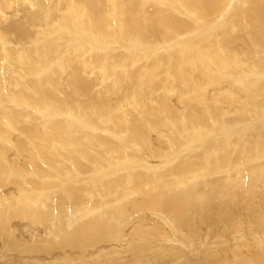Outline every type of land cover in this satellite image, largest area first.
I'll use <instances>...</instances> for the list:
<instances>
[{
  "label": "bare ground",
  "instance_id": "6f19581e",
  "mask_svg": "<svg viewBox=\"0 0 264 264\" xmlns=\"http://www.w3.org/2000/svg\"><path fill=\"white\" fill-rule=\"evenodd\" d=\"M162 1L164 3L169 1L172 3L170 4L171 6H180L184 10L192 13V16H196L198 21L211 24L231 7V4H233L234 0H0V75H2V77L0 76V79H3V77L6 78L5 75L10 74L12 69L17 71L20 70V73L17 77V82L19 81L18 83L24 84L23 82L27 83L29 81L32 87L36 90L27 87V91H39L41 95L43 94L48 96L49 99H52L56 92L55 86L52 88V90H54L50 91V89L44 88L45 83H35L33 80H27L26 77H23L24 73L26 74V69L30 71L31 69L29 70V68L32 66L30 63L26 64V62H30L32 59V54H34L40 59V61H42V64H48L51 61L48 60L50 54H62V52L67 49V45L70 44L68 43L64 49L63 42L65 39H70V42L73 44V41H71L73 34L77 32L79 33L80 31L91 37L94 43L91 45L88 43H80V49H82V51H80L78 48L79 45H77L76 48H78L80 51L77 56L71 53L74 50L76 51V48H70L69 53L63 57L64 61H62V65H65L64 67L66 71L70 67H72L71 69H74V77H72V81L74 82L75 87L79 89V84L83 83L82 89L83 92H86V90H88V84L87 82H84L85 80L79 76V71L86 66L89 69H92L91 65H89L91 62L90 59L92 58V61L97 58L99 59L100 54L95 50H97V47L102 43H116L118 40L131 44L140 42L152 43V40H157L158 38L159 41L166 40L167 42L170 37H173L177 34L184 35L195 30L194 23L190 18L186 16L184 17V12L180 11V13H176L174 7H170V5H167L166 7V5L162 4ZM245 2L247 3L246 7L239 5L235 9L233 8L234 10L232 9V17H238L236 20L231 22V24H234L235 26L234 31L227 29L229 25L224 26V30H222L223 27L219 24L217 28L219 31H217V33H215L216 31H211L209 34L204 35V37L202 36L201 40H203V38H205L203 41L207 40L205 41L206 44H204L206 56L208 57L210 55L212 58H214L217 66L227 69L224 71L230 70L233 73L234 69L236 68H244L248 71L254 69V71L258 72L259 75L262 74L263 76L261 79H264V0H245ZM239 11L242 12L240 16ZM29 23H35V26H33L34 28L31 27L32 25ZM21 26L25 29L23 28V30H21ZM220 26L222 28H219ZM27 27H29L28 30ZM9 28L11 31H9ZM63 29L67 32L69 31L66 35L67 38L64 36L65 33ZM15 30H18L19 32H15ZM191 35L193 34L191 33ZM2 37H6L9 42H3ZM189 41L192 40H188V42ZM192 43L194 42L192 41ZM7 44L9 45L7 46ZM72 44L68 45V48L72 47ZM200 44L201 43H199V47H201ZM149 48L147 50L151 51V47ZM98 51L105 53L104 48ZM118 51L120 52L122 50ZM142 52L141 58L142 55L144 58H146L144 56L145 54H142ZM170 52L172 55V51ZM151 53L153 55H157L154 52ZM111 54L107 53L105 55L104 62H107V71L113 67L111 64V58L114 55ZM3 56L5 57V61L6 56L9 58V62L7 64L1 62ZM22 56L24 58H21ZM190 56L192 57V55ZM147 57H149L148 54ZM169 57L171 56L168 55V58ZM216 58H218V61ZM161 62L163 63L164 61ZM94 64H96V62H94L92 65ZM178 68L174 67L173 69L175 71L173 73L178 74L180 72ZM195 70L192 73H195ZM90 72L91 70H89V73ZM181 73L183 76L190 75L187 71ZM187 78H189V76ZM42 80L44 81V79ZM257 81H260V77H252L251 79L242 82L241 85H238V87L235 88H249V85L252 84L253 87L251 86V89H245L249 91L245 95L249 96L252 94V92H254L256 87H264V80L261 82ZM53 82L54 79L52 83ZM3 84L4 81L2 84L0 83V88L3 86ZM8 84L12 85L13 88L18 86V84L15 82H12V84L8 82ZM181 84L183 83L180 82L179 77L172 78V89H182L183 86ZM191 85L192 84H190V86ZM4 88L6 89V87ZM43 88L49 90V92L47 93V91L43 90ZM177 92L179 95V91H176V94ZM13 93V91H10V93L7 92L6 94L0 93V100L3 101L0 103V106H3V109L6 113H10L9 109H12V106L10 105L11 102H6V98H8L9 95L11 96ZM32 95L34 98L31 96L29 97V95L27 96V94L25 95V93L22 94L21 97H24V100L30 99V102L33 100L32 102H34L35 106L42 102V99L38 98L36 93H33ZM125 95L127 94L125 93ZM16 97L17 96L15 95V98ZM216 97L220 96L217 95ZM258 98L257 107L251 109L249 108V105H244V112L235 119H238L237 121H242L245 119H251L252 117L254 118V116L256 117L257 115L255 113L261 112L260 108L264 107V100L261 98V96ZM99 99V97L90 95L83 102H81L79 98L69 99L68 97L46 101H49L48 105L52 109L56 110L59 106H61L65 109H61L64 112L70 109L72 113L78 115L80 118H76V121L79 129L80 127L78 123H89L90 125V121L92 120H96L94 124H91L95 127H103L104 125H108L109 121L119 124V122H115L117 117H120L119 114H116V111L120 110V108L117 107L119 105L115 106L117 107L116 110L112 109L110 105H108L106 108H99ZM163 100L164 99H162V101ZM184 100L186 101L187 99L184 98ZM29 101L28 103L30 104ZM135 101L138 102V100ZM167 102L168 101H165V103ZM207 103L209 102H206V104ZM136 105L140 108L139 102ZM150 106L152 105L150 104ZM174 106L176 107V105ZM110 107L114 111H111L110 109L108 110ZM4 111L0 112V116L4 115ZM158 111L159 110H157V112ZM95 112H100L103 114L102 118H90ZM210 112H212L213 116L217 115L215 108H212L211 105ZM150 114L152 113L150 112ZM182 114L185 113L182 112ZM174 115L177 116V111L174 113ZM187 116L188 122L193 125L198 124V127L201 126V128H208L209 125H211L208 123L209 120L205 115L194 116L188 112ZM178 117L181 118L180 115ZM161 118L163 117L161 116ZM102 119H106V123L104 121L102 122ZM127 119L129 120H126L124 124L120 126L121 130L123 131H120V133L116 132L113 137H120L124 133H133V135H136L137 137L146 134V130H144L145 127L138 119L132 116L131 118ZM3 120H0L1 125ZM15 121V126L18 130L22 131L24 129L26 131V133L23 135L24 137L26 136L25 134L28 136L29 132H32V125L35 126V129L37 128V125L39 126V131L43 133L37 132V138L40 137L38 142L34 143L32 142L33 139L30 140L29 144L35 145V147L28 148L31 150L39 149L40 151H43L40 148V144L43 145L42 148H45V139L43 137H45L47 133L53 132V135L55 134L57 138H60L62 133L61 131L64 128L65 122H67L66 119L50 121L44 120L42 118L37 121L35 118H31L29 121H27L24 116H21V118L16 119ZM26 121L28 122L27 125L25 124ZM226 121L229 123L231 119ZM155 123L158 124V121ZM77 129L75 127L73 130L75 133L71 132L72 138L69 142L65 137L61 140H57L58 144L54 147V149L45 148L46 150L43 152H46L52 157L44 155V161L50 163H48V165L43 161V164L47 165L48 168L43 164V166L38 165L39 171L42 173H48L51 169L50 166L54 168L59 167L58 171H61L62 173L65 172L67 168L70 170L69 165L56 160V151L65 153V151L58 147L62 146L63 143H70L72 141V144L76 148L82 150L83 145H81V135L84 133V135L87 136L84 139V142L87 143L88 140L91 139L90 136L93 134H98L95 133V128L94 130L83 131L81 127L79 132L75 131ZM3 132H6V129ZM100 132L101 133H99L95 139H101L103 141V144L101 145L104 146H102L104 153H106L108 149H115L116 147L113 143L118 142L109 138L107 130H100ZM19 133L22 132L19 131ZM14 135L16 134L14 133ZM17 135L19 134L17 133ZM19 136L18 138L21 139L22 136ZM28 137H30V135ZM26 138H24V140ZM146 138L147 137H143L139 140L145 142ZM168 139L171 138L168 137ZM177 142L180 143V140H177ZM108 143L112 144V147H109ZM92 146L94 147L95 145ZM142 146L143 145H141V147ZM177 146V148H179L180 144ZM247 146L250 147V144ZM3 147L0 143V153L2 157L5 155L6 158V154L2 152ZM6 148L5 150L8 149ZM230 149V145L221 146L217 155L209 152V158L208 155H206L204 161L202 160L203 157H198L199 155L197 156L195 154L197 151L188 153L184 157L182 155L181 157L177 158L175 162L180 161L179 164L181 165V167L179 165L180 169L177 171L182 174V177L177 175L178 180H172L171 183H168L169 185L166 186V189L162 188L161 186L155 187V183H151V181H149V177L145 175L147 172L143 173L142 168L138 166L136 171H132L131 173V180L133 181L132 183L135 182L136 187H132L133 184H131L132 186L129 187V177H126V174L123 172L122 174L119 173L121 176H117L115 178L116 182H114V185L112 182L109 183V181H106L105 179L106 182H103L104 186H107V189L112 187L114 190L112 193H108L110 191L106 193L105 190V195H103V192L101 191L102 189L99 188L103 196L101 195L100 197L96 194L99 201L98 204L96 201L97 199L91 200L92 198L90 196L87 197L83 194L82 188L83 186L85 188V185H82V188L77 185V183H80V180L76 181L77 183L75 182L76 184H73L71 187H68L69 191L66 189L68 194L58 193L59 195L57 194V197L46 195V198L40 196L38 199H33L31 196L29 198H23V201L21 202H14V200L12 202L8 201L6 203L0 202V243L2 247L5 246L6 248H9L8 250L0 248V264H201L197 261H194L190 257V250L188 249V246L192 241H194L196 248L200 249V242L206 237L210 238L208 245L203 252V255L206 257L207 264H218L223 261V258L229 259L230 257L237 258L239 256H243L245 258L246 264H254L255 259H263L264 264V151L261 152L262 155H260L259 160L256 156L249 158L248 156L252 157L251 153L253 151L250 147L247 150L246 155H243L244 157L241 156L239 159L233 160V157L236 158L237 156H233V154L230 155ZM48 150H50V153L47 152ZM12 151H9L8 149V152H6L7 155L8 153L10 154V152L12 153ZM20 152L19 154L23 156V153L21 154ZM24 152L28 151L25 150ZM140 152H142V150H140ZM82 153H84L85 156L80 154L78 157V155L71 154L72 165L74 164L76 168L80 170L81 174L86 173V171L83 172L86 170V164L82 163L83 159L85 160L88 157L93 156L98 162H100V160H98L97 157L101 160L104 159V157H102L104 155L101 153L93 156H91L92 152H88L87 150H83ZM64 155L66 157H71L68 156V152H66ZM2 157L0 158V183L6 185L10 184L9 180L14 177V173L18 174V168L16 169L15 167H19L20 164L19 166L14 165L15 167H12V169L8 164L12 163V160H17V157L13 156L14 158L16 157L15 159L13 157L10 158V155L8 157L10 160L6 159L7 161H3ZM27 159L25 158L23 160L27 161ZM31 159L33 158L30 157V166L34 168L33 163H31ZM34 159L36 160V158ZM228 160L232 161L233 163H228ZM238 161H240V163H237ZM204 162L206 165L208 164V166L203 170L202 173L210 172L213 178H210V180L207 181L193 179V183H188V185L186 184L185 188L181 189V187L184 185H177V183L188 180L189 176H187L186 179L184 178V176H186V172H192L191 169H193L194 166L198 164L203 165ZM88 165L89 162L87 166ZM257 165H260L261 169L257 168ZM61 167L64 168L62 169ZM240 167H244V170L247 168L250 177L248 179L249 182H246L244 178L246 173L243 170L241 171ZM19 169L21 168L19 167ZM23 169L19 171L22 172ZM253 170L254 172H251ZM71 172L72 171H70V173ZM239 172L241 173L240 175ZM110 174V176H112L113 172ZM6 175L8 176L9 180L4 178ZM116 175L114 173L113 176ZM190 176L193 177L192 175ZM23 177L25 178L26 176ZM109 178L110 181L114 180L113 177ZM29 181L31 180H27V182ZM11 183L16 186L18 190L22 188L21 183L14 181V179L11 181ZM111 183L112 185L110 187ZM143 184L145 185L143 186ZM55 187L57 188V186ZM105 187L103 188L105 189ZM4 196L6 197V195H3V197ZM17 196L19 195L17 194ZM20 199H22V197ZM157 207L161 209L163 213H159L157 211L155 212ZM20 208L25 209L23 212H25L24 214H26V217L28 218L34 220L44 218L43 221H39V223L41 222L40 226L37 224L36 226L31 227L28 225L29 220L27 221L25 219L27 221L26 224V221L22 218V221L24 220L25 222L23 226L21 224L13 225L14 222L12 220L15 218L13 216L15 215L13 212L16 210V212L21 213L22 209ZM18 217L20 218V216ZM21 217L24 216L21 215ZM165 231L176 232V235L178 236H173V240H171L170 237L168 238L164 236ZM187 241L189 244L185 245V242ZM207 251L210 252L209 255H207Z\"/></svg>",
  "mask_w": 264,
  "mask_h": 264
},
{
  "label": "rangeland",
  "instance_id": "374dc122",
  "mask_svg": "<svg viewBox=\"0 0 264 264\" xmlns=\"http://www.w3.org/2000/svg\"><path fill=\"white\" fill-rule=\"evenodd\" d=\"M235 2H236V5H235ZM162 4L166 5V7H167V5L169 6L172 3L167 1L165 3L163 2ZM246 4L247 3L245 2V0H234L233 4H231V7L227 11H225V13L223 15L219 16V18L215 22H213L211 24H209L207 22L198 21V19H196V16L195 17L192 16V13L184 10L180 6H177V5L171 6L170 5V7L175 8L176 13H180V11L184 12L185 13L184 17L186 16V17L190 18L191 21L194 23L195 30L192 32H189L187 34H184V35H178L177 34L173 37H170V39L167 38V39L171 40V41L167 40V42H166V40L165 41H159V38H158L157 40H152V43L140 42V43L131 44V43H124L121 40L116 41V43H112V42L102 43L101 45H99L97 47V50H95L96 52H99V54H100L99 59L97 58L93 61H92V58L90 59L91 62L89 65H91V68L93 70L89 69L86 66L85 68L80 69V71H79V73H80L79 76L81 78H83L85 80L84 82H87V84H88V90H86V92H83V89H82L83 83L79 84V89H77L75 87V84L72 81V77H74L73 76L74 69H71L72 67H70V68H68L69 70L67 69V71H66L65 67H64L65 65L64 64L62 65V63H63L62 61H64L63 57L67 53H69L70 48H73V47L76 48L77 45H79L78 48L80 49L81 48L80 43H84V44L88 43L89 45L94 43L92 41L91 37L86 35V33H82L80 31H79V33L77 32V33L73 34V36L71 38V41H73V44H72V42H70V39H67V40L65 39V41L63 42L64 49L68 43L72 44L71 45L72 47L68 48V45H70V44H68L67 49L64 52H62V54H60V55H57L59 53L50 54L48 60H51L50 62H52V63L49 62L48 64L47 63L42 64V61H40V59L37 56H35L34 54H32V57H31L32 59L30 58L31 59L30 62H26V64L30 63V65H32V66H31V68H29V70L31 69L30 71H28V69H26V74L24 73L23 77H26L27 80H33L35 83L36 82L37 83H40V82L45 83L44 88L50 89V91H53L54 89L52 90V88H53V86H55L56 92H55V96L52 99H49L48 96H45L43 94L41 95L39 91H34L36 89H34L32 87V85H31V83H29V81L27 83L23 82L24 84L18 83L19 81L17 82V77L20 73V70L17 71L15 69H12L10 74L5 75L6 78L3 77V79L2 78L0 79L1 84L4 81L3 86H1V88H0V93L6 94L7 92L10 93V91L14 92L11 96L9 95L8 98H6V102H9V101L11 102L10 105L12 106V109L11 108L9 109L10 113H6L3 109V106H0V112L4 111L3 116L7 115L8 117H10V118H8L7 116H5V117L0 116V120L5 119L2 121L3 123L1 122L4 127L0 124L1 125L0 143H1L2 147L5 146V147H3L2 152H4L6 154V158H5V155L3 156L4 157L3 158L1 153H0V158L2 157L3 161H7V160H10V159H8V157L10 155H11L10 158H12L13 156H16L17 158L16 157L15 158L18 161L12 160L13 161L12 163H10V164L7 163V164L10 165L11 168L15 167V166H19V164H20L19 167L21 169H23V168L24 169L22 172H20L21 169H19V167H15L16 169L18 168L20 170L19 171L17 169L18 174L14 173V177L10 180H9L7 175L4 177L5 179L9 180L10 184L5 185L3 183H0V193H1L0 194V202L6 203L8 201L12 202L13 200H14V202H16V201L21 202V201H23V198H29L31 196H32L31 198H33V199H36V198L38 199L40 196L45 197L46 195H48V196L52 195V196L57 197L60 193L68 194V191H69L68 187H71L73 184L77 183L76 181L80 180L79 181L80 183H77V185H79L81 188H82V185H85V188H84V186L82 188L83 194L86 195L87 197L90 196L92 198L91 200L97 199L96 201L98 204L99 201H98L97 196L101 197L102 192H103V195H105V190H106V193L108 191H110L108 193H112V191L114 189L111 187V185H112V183H113V185L115 184L114 182H116L115 178L117 176H121V175H119V173L122 174V172H123L126 174V177H129V179H128L129 180V182H128L129 187L132 186L131 184H133L132 187H136V183L135 182L132 183L133 181L131 180V178H132L131 173H132V171H136V168L138 166H140V168H142L143 173L147 172L145 175H147L149 177V179H150L149 181H151V183H155V187L161 186L162 188L166 189V186L169 185L168 183H171L172 180L176 181L177 177L182 175V174H180L179 171H177L181 167V165L179 164L180 161L175 162V160L177 158L181 157L182 155L184 157L188 153H193V151H197V152H195V154L197 156L199 155L198 157H203L202 160L204 161L206 158L205 157L206 155H208V158H209V154H208L209 152L217 155L221 146H228V145L231 146L230 155L233 154V156L234 155L237 156L236 158L233 157V160L234 159L237 160L243 155L245 156L247 150L251 147V149L253 150L251 153L252 157L251 156H248V157L253 158L254 156H256V157H258V160H259L260 155H262L261 152L264 151V107L260 108L261 112L255 113L257 116L256 117L254 116V118L252 117L251 119H245L242 121H237L238 119H235V118L244 112V109H243L244 105H249V108L252 109V108L257 107V102L259 99L258 97L261 96V98L264 100V87H256L254 92H252V94H250L249 96H246L245 94H247L249 92L248 90L253 87L252 84L249 85V88H241V89L238 88V89H236L235 87H238V85H241L242 82L247 81V80L251 79L252 77L253 78L260 77V81H257V82H261L264 80V79H261L263 75L261 73H260L261 75H259L258 72L254 71V69H251L250 71H248L244 68H241V69L236 68V69H234L233 73L230 70L224 71L227 69L224 67L220 68L219 66H217L216 62L214 61V58H212L210 55L208 57L206 56L204 44H206L205 41H207V40L203 41L205 38H203V40H201L202 36L204 37V35L209 34V32H211V31H216L215 33H217V31H219V29L217 30L219 24L223 27V28L221 26L219 27V28H222V30H224V26L229 25V27L227 29L234 31L235 26H234V24H231V22L233 20H236L238 17H236V18L232 17L233 10L239 5L246 7ZM241 13L242 12H240L239 16L241 15ZM56 22H58V21H56ZM29 24L32 25L31 27L35 26V23H29ZM11 25H14V24H11ZM21 28H22V26H21ZM21 28H19V29H21ZM23 28L21 30H23ZM28 28L29 27H27V30H28ZM9 31H11V29ZM17 31L18 30H15V32H17ZM63 31L65 33L64 36L66 37V35L68 34L69 31L67 32L64 29H63ZM191 33L193 35H191ZM217 36H219V35H217ZM4 38H5V41H4ZM4 38L2 37L3 42H6V41L9 42L8 39H6V37H4ZM117 39H118V37H117ZM188 40H192L194 43H192V41L188 42ZM77 42H78V44H77ZM199 43H201L200 44L201 47H199ZM140 44H141V46H140ZM148 44L151 46H149ZM8 45L9 44H7V46ZM165 46H167V47H165ZM149 47H151V51L147 50ZM78 48H76V51L74 50L71 53L74 54L75 56H77L78 53L80 51H82V49H80V51H79ZM102 48L105 49V53L102 52L103 54L100 51H98V50H102ZM153 48H154V50H153ZM169 49H171V50H169ZM118 50H122V51L119 52ZM170 51H172V55H171ZM106 52L109 54H111L113 52L111 55H114L111 58L112 59L111 64L113 65V67L109 71H107V62H104L105 61V55L107 54ZM141 52H142V54H145L144 56L147 58V60H146V58L143 57V55H142V58H144V59L141 58ZM151 52H154L157 55H153ZM147 54L149 57H147ZM116 55H118V56H116ZM168 55L171 57L168 58ZM181 55H182V57H181ZM190 55H192V57ZM35 57H37L38 59ZM172 57H174V58H172ZM21 58H24V57L22 56ZM33 58H34V60H33ZM101 58H102V60H101ZM218 58H216L217 61H218ZM4 59H5V57L3 56L1 62H4V64H7L9 62V58L6 56V61ZM140 59H142V60H140ZM168 59H169V61H168ZM161 61H164V62L166 61L165 63L168 66L164 62L162 63ZM94 62H96V64L92 65ZM168 62H171L172 65H171V63H168ZM174 62L178 65H176ZM180 62L183 64H181ZM184 62H185V64H184ZM162 65H163V67L164 66L165 67L163 68ZM173 65H176V66H173ZM189 65H190V67H189ZM177 66L178 67L180 66V67L178 68ZM172 67L178 68V70L180 72L178 74L173 73L175 70ZM158 68H159V70H158ZM160 68H161V70H160ZM216 69H217V73H216ZM89 70H91L90 73H89ZM194 70L196 72L192 73V72H194ZM117 71H118V74H117ZM185 71H187L190 75L183 76V74L181 72H185ZM213 72H215L216 74ZM162 73H164V74H162ZM255 74H256V76H255ZM0 76L2 77V75H0ZM186 76L187 77L189 76V78H187ZM173 77H179L180 82L183 83V84H181L183 86L182 89H176V90L172 89L173 88V86H172V78ZM42 79H44V81ZM53 79H54V82L52 83ZM8 80H10V81H8ZM8 82H10L11 84H12V82L17 83L18 88L17 87L13 88L12 85L8 84ZM189 82H191V83H189ZM187 84H188V86H187ZM190 84H192V85L190 86ZM255 85H256V83H255ZM4 87H6V89ZM22 87H23V89H22ZM27 87L34 89V90L32 92H31V90L27 91ZM193 87H195V88H193ZM44 88H43V90H46L48 93L49 90L44 89ZM245 89H248V90H245ZM23 90H25V91H23ZM187 90H188V92H187ZM22 91L25 93V95L26 94H27V96L29 95V97L30 96L33 97L32 94L36 93L38 95V98L42 99L43 105H42V102H40L41 104L38 103L37 106H35L34 102H32L33 100H31V102L29 101L30 99L24 100V97H21V95L24 94ZM176 91H179V95H178V92L176 94ZM125 93L127 95H125ZM182 93H184V94H182ZM174 94H176V95H174ZM216 94L220 97H216L217 96ZM15 95L18 98L17 97L15 98ZM90 95H93L94 97L100 98L99 104H98L99 108L100 107L106 108V107H108V105H110L112 107V109L116 110L117 107H119L120 110H117L116 114L117 115L119 114L120 117H117L116 121L114 120L115 122H119V124L109 121L108 125H104L103 127L102 126L95 127V126H92L91 124L92 123L94 124L96 120H92V121H90V123H91L90 125H89V123H83V124L78 123L79 127H80V129H79L77 126V121H76V118H80L78 115H76L75 113H72V111H70L69 108H68L69 109L68 111L66 110L64 112L63 110H65V109L62 108L61 106H59L56 110L52 109L48 105L49 101H46V100L62 99L63 97H68L69 99L70 98H79L80 101L83 102ZM4 98H5V96H4ZM184 98L187 100L185 101ZM220 98H222V99H220ZM7 99H9V100H7ZM162 99H164L165 101H168V102L165 103V101L164 100L162 101ZM135 100H138V102L140 103V108L137 107L136 104L138 102ZM28 101L30 102V104L28 103ZM1 102H3V101L0 100V103ZM150 102H152V103H150ZM184 102H186V103H184ZM206 102H209V103L206 104ZM113 103H115V104H113ZM150 104L152 106H150ZM92 105H94V104H92ZM117 105H119V106H117ZM167 105L171 106V107H168ZM174 105H176V107ZM184 105H186V106H184ZM210 105L212 108H215V110L217 112L216 116H213L212 112H210ZM115 106H117V107H115ZM111 107L108 108V110L110 109L111 111H114L111 109ZM61 109H63V110H61ZM157 110H159V111L157 112ZM21 111H22V113H21ZM176 111H177V116L174 115V113H176ZM150 112L153 115L150 114ZM182 112H184L185 114H182ZM188 112H190L194 116H197V115L207 116V119L209 120L208 123L211 124L212 126L209 125L208 128H206V127L201 128V126L198 127V124H196V125L191 124L187 120ZM102 115L103 114H101L100 112H95L93 114V116H91L90 118H93V119L102 118ZM179 115L181 116V118L178 117ZM21 116H24L27 121H29L31 118H35L36 121L40 120V118H42L44 120H50V121H54V120H58V119H62V120L66 119L67 120V122H65L64 128L61 131L62 133H61L60 138L59 137L57 138L55 136V134L53 135V132L52 133L49 132V133H47V135H45V137H43L45 139L44 145H45L46 149H48V148L54 149V147L58 144L57 143L58 139L61 140V139L66 137V140L69 142L72 138V133H75L73 131L75 127H76V129L78 128L77 130H75L77 132H79V130H81V127H82L83 131L94 130V128H95V131H96L95 133H98V134L101 133L100 130H102V131L107 130V132L109 134V138L115 140L118 143H113L116 147L115 149L113 148L114 151L111 149H108L106 151V153H104L103 148H102L103 145H101V144H103V141L101 139H99V140L95 139V138H97L98 134H93L92 136H90L91 139L88 140L87 143H85L84 139L87 136H85L83 133L80 137L81 145H83L82 150H79L78 148H76L72 144V141H71L70 143H63L62 146L58 147V148L62 149L63 151H65V153L68 152L69 153L68 156H71V157H66L64 155L65 153H61L60 151H56V154H57L56 160L69 165L70 170H69V168H67V170L62 173L61 171H58L59 167L54 168V167L50 166L51 174H50V172L42 173L41 171H39L38 165L43 164L44 155L49 156V157H52V156L48 155L46 152H43L46 149L42 148L43 145H41V144H40V148L43 151H40L39 149L38 150H31L28 148V147H35V145L29 144L30 140L33 139L32 142H34V143L38 142L40 137L37 138V134H38L37 132H39V133H43V132L39 131L38 125H37L38 129L36 128L37 130L34 128L35 126L32 125L31 126L32 132H29V134H28V136L30 135V137H28L27 134H25L26 136L24 137L23 135H24V133H26V131L24 129L22 131L18 130L17 127L15 126V124H16L15 120L21 118ZM131 116L135 117L136 119H138L143 124V126L145 127L144 130H146V134L143 136L137 137L136 135H133V133H130V134L124 133L120 137H116V138L113 137V135H115L116 132L120 133V131H123V130H121L120 126L123 125L126 120H129L127 118H131ZM161 116L163 118H161ZM58 117H60V118H58ZM182 117H183V119H182ZM7 119H8V121H7ZM153 119H155V120H153ZM217 119H218V121H217ZM229 119H231V121L229 123H227L226 120H229ZM9 120H10V122H9ZM98 120H100V119H98ZM27 121L25 122L26 125L28 123ZM103 121L106 123V119H104V120L102 119V122ZM157 121H158V124L155 123ZM126 124H128V123H126ZM218 127H219V129H218ZM5 129H6V132H3ZM17 130H18V132H17ZM19 131L22 133H19ZM14 133L16 135L18 133L23 138L22 137H21V139L18 138L19 135L16 136V135H14ZM30 133H33V134H30ZM32 136H34L35 138ZM26 137H28V138H26ZM143 137H147L145 142L139 140L140 138H143ZM168 137L171 139H168ZM24 138H26V139L24 140ZM178 138H180V139H178ZM177 140H180V143L177 142ZM91 144L95 145V146L93 147ZM108 144L107 145L109 147H112V144H110V143H108ZM131 144H134V145H131ZM140 144L143 146L141 147ZM179 144H180V146H179V148H177L178 147L177 145H179ZM248 144H250V147L247 146ZM174 145H176V146H174ZM6 147L9 149V151H12L13 149L14 150L12 151V153L10 152V154L8 153V155H7L6 152H8V149ZM160 147H161V149H160ZM5 148L7 150H5ZM19 148H20V150H19ZM156 148H157V150H156ZM21 150H23V151H21ZM25 150L28 152H24ZM83 150H87L88 152H92L91 156L101 153L104 155L102 157H104L105 161H104V159L101 160L100 158L97 157V159L100 160V162H98L94 156L88 157L85 160L83 159L82 163L86 164V170H84L83 172L86 171V173L81 174L80 170L78 168H76V166L74 164L72 165V161H71L72 155L71 154L78 155V157H79L80 154L84 155V153H82ZM117 150H120V151H117ZM140 150H142V152H140ZM17 151H18V154H17ZM19 152L21 154L23 153L22 154L23 156H21L19 154ZM47 152L50 153V150H48ZM29 156L31 158H33V159H31L32 160L31 163H33L34 168L32 166H30V157ZM23 157H25L26 159L27 158H29V159H27V161H26V160H23V159H25ZM20 158H23V159H20ZM34 158H36V160ZM250 161H253V160H250ZM44 162H46L45 164L50 163L47 161H44ZM88 162H89V165L87 166ZM228 163H233V162L228 160ZM237 163H240V161H238ZM45 164H43V165L45 167H47V165H45ZM91 164H92L93 168L91 167ZM179 165H180V167H179ZM207 166H208V164L206 165L205 162L203 165L198 164V165L194 166V168L191 169L192 172L187 171L186 176H184L185 179L187 178V176H189L188 180L183 181V182L181 181V182L177 183V185H179V184L184 185L183 187H181V189H183L186 187V184L188 185V183H191V182L193 183L194 182L193 179H195V180L198 179L199 181L210 180V178H213L211 176L210 172L202 173L203 170L205 168H207ZM61 168L63 169L64 167H61ZM174 168H175V170H174ZM257 168L261 169V166L257 165ZM244 169H245L244 167H242V168L240 167V170L241 171L243 170L246 173V175L244 176L246 182H249V180H248L250 178L249 172H248L247 168H246V170H244ZM87 170H89V171H87ZM70 171H72L73 173L72 172L70 173ZM174 171H176V172H174ZM112 172H113V174H112V176H110L111 175L110 173H112ZM240 172H239V175L241 174ZM251 172H254V170ZM114 173H115V175L116 174L117 175L113 176ZM47 174H49V175H47ZM37 175H39V176H37ZM190 175H192L193 177H191ZM23 176H26V177L24 178ZM109 177H113L114 180L110 181ZM113 178H111V179H113ZM202 178H204V179H202ZM13 179L16 182L18 181L19 183H21V185H22L21 189L18 190L16 188V186H14L11 183V181H13ZM105 179H106V181H109V183L112 182L110 184L111 188L110 189L108 188L109 190L106 188L107 186L106 187L104 186L103 182L105 181ZM27 180H31V181L27 182ZM34 180H35V182H34ZM42 181L44 184L42 183ZM34 183L35 184L37 183V184L35 185ZM45 183H47L48 185ZM128 183H127V186H128ZM106 184H108V183H106ZM54 185L57 186V188ZM144 185L145 184H143V186ZM9 186H12L13 188H16L17 190L13 189L12 187H9ZM50 186H53V187H50ZM28 187H30V188H28ZM103 187H105V189ZM10 188H11V191H10ZM99 188L102 189L101 190L102 192H100ZM86 189H87V191H86ZM96 190H98V191H96ZM31 191H32V193H31ZM38 191H40V192H38ZM17 194L19 196H17ZM96 194H97V196H96ZM3 195H6V197L7 196L8 197L7 198L5 196L3 197ZM20 196L22 197V199H20L21 198ZM94 196H96V197H94ZM15 197L16 198L20 197V198L16 199ZM10 198H12V199H10ZM20 209H22V208H20ZM23 210L25 211V209H22L21 213H18V212H16V210H14L13 213L15 215H13V216L15 218L12 220L14 222V223L12 222L13 225H15V224L20 225L21 224L23 226L25 223L24 220L26 219L27 221L29 220L28 225H30L31 227L36 226L37 224H39V226H40L41 222L39 223V221L40 220L43 221L44 218L35 219V220H37V221H35L34 219L26 217V214H24L25 212H23ZM156 211L159 213H163V211L161 209H159L158 207H157V210H155V212ZM155 212H153V213H155ZM16 215L20 216V218ZM21 215H23L24 217H21ZM149 215H150V213H149ZM21 218L24 220L22 221ZM14 220H16V221H14ZM27 221H26V224H27ZM18 222H20V223H18ZM36 222H38V223H36ZM29 223H31L32 225ZM175 235H176V232H173V231L172 232L171 231H169V232L165 231L164 232V236L168 237V238L170 237L171 240H173V236H175ZM177 236L178 235H176V237ZM209 240H210V238L206 237L203 241H201L200 242V249L196 248V244L194 241H192L190 244L188 241L185 242V245L189 244L188 249L190 250V257L194 261H197L201 264H207L206 263V257L203 255V252H204L206 246L208 245ZM0 248L6 249V250L9 249V248H6L5 246L2 247L1 243H0ZM209 254H210V252L207 251V255H209ZM222 260L223 261L221 263H218V264H246V260L243 256H239L237 258L230 257L229 259L223 258ZM254 264H263V259H255Z\"/></svg>",
  "mask_w": 264,
  "mask_h": 264
}]
</instances>
